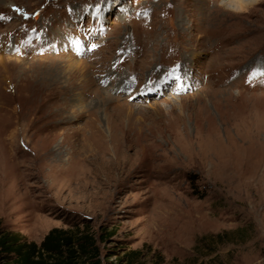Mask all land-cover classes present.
Returning a JSON list of instances; mask_svg holds the SVG:
<instances>
[{"label": "rangeland", "instance_id": "1", "mask_svg": "<svg viewBox=\"0 0 264 264\" xmlns=\"http://www.w3.org/2000/svg\"><path fill=\"white\" fill-rule=\"evenodd\" d=\"M243 1L0 0L3 228L86 231L98 264H264V0Z\"/></svg>", "mask_w": 264, "mask_h": 264}, {"label": "trees", "instance_id": "2", "mask_svg": "<svg viewBox=\"0 0 264 264\" xmlns=\"http://www.w3.org/2000/svg\"><path fill=\"white\" fill-rule=\"evenodd\" d=\"M223 235L228 233L216 237ZM98 254L95 237L86 231L53 227L36 243L20 232L3 228L0 220V264H98Z\"/></svg>", "mask_w": 264, "mask_h": 264}, {"label": "bare ground", "instance_id": "3", "mask_svg": "<svg viewBox=\"0 0 264 264\" xmlns=\"http://www.w3.org/2000/svg\"><path fill=\"white\" fill-rule=\"evenodd\" d=\"M252 1V0H251ZM250 1V2H251ZM249 2V3H250ZM228 3V6L231 8V9H234V10H241L243 8L246 7V5L248 3H244L243 0H226V2L224 4H227ZM104 93V92H103ZM108 99V98H107ZM105 100V99H104ZM103 102V101H102ZM99 128V126H98ZM100 131V130H99Z\"/></svg>", "mask_w": 264, "mask_h": 264}]
</instances>
